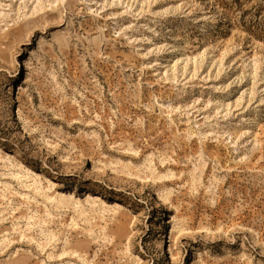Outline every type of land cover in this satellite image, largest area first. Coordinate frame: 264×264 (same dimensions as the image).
<instances>
[{
	"label": "rangeland",
	"instance_id": "rangeland-1",
	"mask_svg": "<svg viewBox=\"0 0 264 264\" xmlns=\"http://www.w3.org/2000/svg\"><path fill=\"white\" fill-rule=\"evenodd\" d=\"M0 149V264H264V0H0Z\"/></svg>",
	"mask_w": 264,
	"mask_h": 264
},
{
	"label": "bare ground",
	"instance_id": "bare-ground-1",
	"mask_svg": "<svg viewBox=\"0 0 264 264\" xmlns=\"http://www.w3.org/2000/svg\"><path fill=\"white\" fill-rule=\"evenodd\" d=\"M18 112H20V109ZM0 162L3 167V172H1L2 175H5V176L7 175L9 179H11L12 181H17V183L21 185V187L23 188L22 189L23 192L22 191L20 192L24 198V202H26L27 204L32 203L31 201L32 197L34 198V200H36L35 201L36 203L39 202V197H42L44 204H45V208L47 209L46 214L48 216L52 214L50 211L51 208L62 209V208L72 207L76 211V213H78L79 216L83 217L85 221L87 222L90 221L87 215L88 210L84 207V205H80L81 201L79 200L77 195L75 194L65 195L62 192H57V183H56L57 177H55L56 179L54 177L49 178V175L47 174L45 170L43 169L37 170L33 165L27 164L28 162L25 161V158H23L17 151H13L9 149H5V150L0 149ZM57 172L60 173L59 171ZM53 174L55 175L57 173H53ZM10 186H11V183L6 181L4 188L9 189ZM98 200L101 201V203L98 202ZM86 201L91 204L98 203L100 206L99 209L102 213H104L105 211H111V210L115 211L119 208V207L107 208L106 200L99 193H96L93 195L89 194ZM89 212H90V209H89ZM33 217L34 216L29 215L28 218L27 217L26 218L32 220L34 219ZM30 222H29V225H30ZM72 225H73V228L74 227L76 228L77 226H79V222L76 220V217L72 218ZM175 227L179 228L178 233L186 229L183 224H179V226L174 225L171 228L169 251L173 259L175 258V253L173 250V241L177 235V230ZM14 228H17V227H15L14 225ZM19 230H21V228ZM126 234L128 235V232L126 230H122L119 235L122 239L123 236H125ZM64 248L66 250L72 249L73 253H77L78 249L80 248V244L78 243L73 244L69 241L64 244ZM128 248L129 247H127V249ZM64 252H67V251H64ZM79 256H81V254H79Z\"/></svg>",
	"mask_w": 264,
	"mask_h": 264
}]
</instances>
